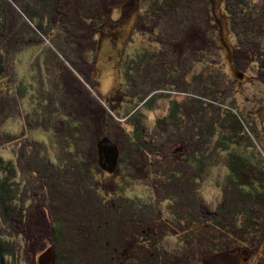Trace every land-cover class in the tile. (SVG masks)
I'll use <instances>...</instances> for the list:
<instances>
[{
    "label": "trees",
    "instance_id": "obj_1",
    "mask_svg": "<svg viewBox=\"0 0 264 264\" xmlns=\"http://www.w3.org/2000/svg\"><path fill=\"white\" fill-rule=\"evenodd\" d=\"M40 14L46 32H60L45 53L42 120L31 125H43L47 143L32 136L17 165L29 163L37 181L57 264H264V98L251 125L234 113L241 91L224 70L230 56L233 70L256 65L264 82V0H0V59L10 67L0 121L22 117L12 67L40 39L28 22ZM128 23L115 63L124 84L104 101L93 93L97 37ZM167 90L181 98L146 133L136 109L156 114ZM228 150L221 199L206 211L207 158ZM104 151L115 164L103 166ZM3 168L0 159V179Z\"/></svg>",
    "mask_w": 264,
    "mask_h": 264
},
{
    "label": "rangeland",
    "instance_id": "obj_2",
    "mask_svg": "<svg viewBox=\"0 0 264 264\" xmlns=\"http://www.w3.org/2000/svg\"><path fill=\"white\" fill-rule=\"evenodd\" d=\"M39 2H42V0H39ZM18 12L23 14L21 10ZM115 12L114 17L118 18L117 21L120 22L122 19L120 17L121 11L117 10ZM215 18L220 27V40L224 42V39L227 40L228 37L226 35L227 28L224 26L225 21L219 17L217 13H215ZM34 19L28 18V22L31 28H34L38 33L40 39L37 44H34L20 54L17 61H15L16 59L14 60V68L12 67V69H16V72L14 71L16 73H14V78L16 77L18 90L21 91L19 92V98L22 117L0 121V159L3 162V169L5 170L0 181L1 183L3 182L1 189L4 198L2 199L6 202L2 205V200L0 198V255L2 256L0 264H39V256L47 248L52 247L49 237H46L47 234L42 233V224H44L42 219L47 218L48 211L45 210L46 207L43 212L41 211L42 213H40L38 209L39 191L37 190V181L27 174V166L29 163H25L24 161L26 172L25 169L20 172L17 165L20 154L22 153L20 148L23 149L25 144H29V146L32 145L33 141H35L31 139L32 136L37 139L39 144L43 140L42 137L45 138L44 133L46 131L42 124L39 128H35L38 124H35V127L32 128L31 125L33 122L42 120L40 118V113L41 109L46 104L42 96H44L48 86L44 64L46 59L45 53H47L49 47H54L53 45H55L54 42H56V37L60 33L58 28L51 31V33L46 32L47 19L45 14H43V16H41V14L34 16ZM132 28V23L122 24L120 28H117L115 31H110L97 37L99 42L97 51V72L100 85L97 92L95 91L93 93L104 101H107V97H111L115 90L120 85L124 84V73L121 69L115 67V63L117 54L123 47V41L128 39ZM115 38L117 39L115 40ZM227 46L228 44L225 43V47ZM229 58V60H226L224 70L230 77L234 76L233 81H238L236 87L241 91L236 93L237 104L236 108L233 109L234 113L239 115L242 113L243 116L246 117L247 122L252 125L255 123L254 116L252 115L258 113L263 103L264 82L258 78L259 71L256 65H249L246 68L238 66V70L236 69L235 71L232 69L233 62L231 57L229 56ZM8 70H10V67L7 65L6 61L3 62V60L0 59V86H2V81L6 82V77H4L5 74H2L8 72ZM198 71L199 66L196 67L195 72ZM241 82H243L242 86H238ZM167 91L168 92L161 91L157 93L158 98L153 102L158 103V106L154 107L158 110L156 114H151L142 105L136 109V115L139 121H142L146 133L147 131L148 133L152 131L156 116L163 117L166 114L170 101L181 98V96L177 95L179 92ZM33 128L35 129L31 130ZM250 137L252 138L253 145L258 146V141H255V137L252 135ZM31 140L32 142L30 143L29 141ZM45 141V143H47L46 138ZM231 149L235 150V145L231 146ZM232 150H228L229 152L226 151L227 155H225L224 158L216 156V154H214L212 158H207V163L212 166L210 167L208 175H206V179L212 184L210 185L209 183L208 189L202 194V206L206 211L214 210L221 199V185L227 175L225 160L230 157L229 154ZM104 153L102 157L103 166H112L113 163L115 164L113 155L105 151ZM49 154L52 158L53 153L49 152ZM197 159H199V157ZM260 159L262 158L260 157ZM215 185L217 188H215ZM210 188H213V190ZM35 227L37 228L36 231ZM38 229H40L41 232L40 230L38 231ZM172 243L173 241L169 240L168 244L170 245ZM167 249L169 251L170 247ZM259 262L260 259L256 257L252 264H260ZM55 264H57V262Z\"/></svg>",
    "mask_w": 264,
    "mask_h": 264
},
{
    "label": "water",
    "instance_id": "obj_3",
    "mask_svg": "<svg viewBox=\"0 0 264 264\" xmlns=\"http://www.w3.org/2000/svg\"><path fill=\"white\" fill-rule=\"evenodd\" d=\"M39 264H55L56 255L53 247L47 248L38 258Z\"/></svg>",
    "mask_w": 264,
    "mask_h": 264
}]
</instances>
